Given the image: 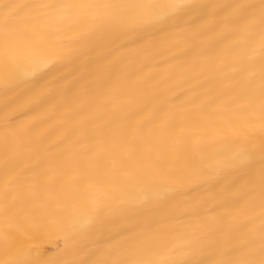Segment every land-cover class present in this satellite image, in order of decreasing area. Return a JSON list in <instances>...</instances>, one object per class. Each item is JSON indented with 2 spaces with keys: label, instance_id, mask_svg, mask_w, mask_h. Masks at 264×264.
<instances>
[{
  "label": "bare ground",
  "instance_id": "6f19581e",
  "mask_svg": "<svg viewBox=\"0 0 264 264\" xmlns=\"http://www.w3.org/2000/svg\"><path fill=\"white\" fill-rule=\"evenodd\" d=\"M5 2L62 0H0ZM178 41L181 46L156 31L123 37L89 33V25L80 24L65 29L48 52L64 54L62 64L35 77L17 73L8 85L0 67V232L7 204L9 222L24 225L32 237L31 258L40 264L78 259L128 218L162 211L131 202L119 178L80 167L94 155L95 144L121 132L147 141L149 164L158 160L163 170L145 175L136 191L173 189L170 197L181 206L228 194L234 172L223 166L229 154L212 137L214 125L243 103L228 67L232 42L218 44L217 33H209L193 52L185 51L184 36ZM3 43L0 33V52ZM202 50L211 54L197 55ZM109 78H119L116 89L105 86ZM182 132L191 137L186 149L177 145ZM34 185L50 187L33 196ZM93 197L104 205L96 214L90 211Z\"/></svg>",
  "mask_w": 264,
  "mask_h": 264
},
{
  "label": "snow or ice",
  "instance_id": "6c2138e0",
  "mask_svg": "<svg viewBox=\"0 0 264 264\" xmlns=\"http://www.w3.org/2000/svg\"><path fill=\"white\" fill-rule=\"evenodd\" d=\"M80 24L89 25V33L116 37L156 31L175 46H181L178 37L184 36L185 51L193 52L202 36L217 33L218 44L232 42L226 53L231 54L228 67L243 103L214 125L212 138L224 143L229 155L223 167L233 170L234 178L228 194L222 191L212 200L181 206L170 197L173 189L149 186L136 191L145 175L163 171L158 160L149 164L147 141L121 132L95 144L94 155L81 161L80 167L119 178L131 202L162 211L128 218L115 235L97 240L80 258L65 264H264V0L230 4L194 0L0 3L4 41L0 67L5 84L14 82L17 73L35 77L62 64L67 59L64 54L48 52L65 29ZM206 54L211 53H197ZM119 83V78H109L105 86L116 89ZM85 95L91 93L85 90ZM190 139L182 132L178 147L186 149ZM49 187L34 185L31 194L36 196ZM103 206L93 197L90 211L99 213ZM4 211L5 227L0 232L4 259L0 264H40L31 258L27 241L32 237L24 225L9 222V205Z\"/></svg>",
  "mask_w": 264,
  "mask_h": 264
}]
</instances>
